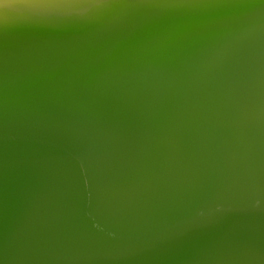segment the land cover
Instances as JSON below:
<instances>
[{
  "label": "water",
  "instance_id": "1",
  "mask_svg": "<svg viewBox=\"0 0 264 264\" xmlns=\"http://www.w3.org/2000/svg\"><path fill=\"white\" fill-rule=\"evenodd\" d=\"M217 30L123 81L0 90V264H264V1Z\"/></svg>",
  "mask_w": 264,
  "mask_h": 264
},
{
  "label": "bare ground",
  "instance_id": "2",
  "mask_svg": "<svg viewBox=\"0 0 264 264\" xmlns=\"http://www.w3.org/2000/svg\"><path fill=\"white\" fill-rule=\"evenodd\" d=\"M263 1L69 0L54 18L10 13L0 21V90L34 96L123 81L175 59Z\"/></svg>",
  "mask_w": 264,
  "mask_h": 264
},
{
  "label": "snow or ice",
  "instance_id": "3",
  "mask_svg": "<svg viewBox=\"0 0 264 264\" xmlns=\"http://www.w3.org/2000/svg\"><path fill=\"white\" fill-rule=\"evenodd\" d=\"M69 0H0V21L7 18L8 10L14 7H39L56 9L67 6Z\"/></svg>",
  "mask_w": 264,
  "mask_h": 264
}]
</instances>
